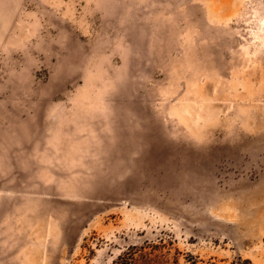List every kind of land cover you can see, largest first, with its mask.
<instances>
[{
  "label": "rangeland",
  "instance_id": "rangeland-1",
  "mask_svg": "<svg viewBox=\"0 0 264 264\" xmlns=\"http://www.w3.org/2000/svg\"><path fill=\"white\" fill-rule=\"evenodd\" d=\"M264 264V0H0V264Z\"/></svg>",
  "mask_w": 264,
  "mask_h": 264
},
{
  "label": "trees",
  "instance_id": "trees-1",
  "mask_svg": "<svg viewBox=\"0 0 264 264\" xmlns=\"http://www.w3.org/2000/svg\"><path fill=\"white\" fill-rule=\"evenodd\" d=\"M188 264H215L213 262H204V261H195V260H187ZM111 264H135V260L132 255H121ZM238 264H250L249 261H243Z\"/></svg>",
  "mask_w": 264,
  "mask_h": 264
}]
</instances>
